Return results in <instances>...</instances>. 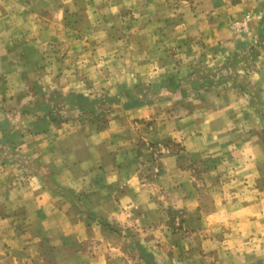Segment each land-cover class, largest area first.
Returning a JSON list of instances; mask_svg holds the SVG:
<instances>
[{"label":"crops","instance_id":"crops-1","mask_svg":"<svg viewBox=\"0 0 264 264\" xmlns=\"http://www.w3.org/2000/svg\"><path fill=\"white\" fill-rule=\"evenodd\" d=\"M174 11L0 0V264H264V0Z\"/></svg>","mask_w":264,"mask_h":264},{"label":"rangeland","instance_id":"rangeland-1","mask_svg":"<svg viewBox=\"0 0 264 264\" xmlns=\"http://www.w3.org/2000/svg\"><path fill=\"white\" fill-rule=\"evenodd\" d=\"M89 1H93V0H89ZM146 1L147 0H141V2H143V3H145ZM165 1L171 5L172 9H175L174 13H176V14H177L176 9L179 8V5L184 4V3L185 4L189 3V6L191 7L192 2H194V0H192V1L191 0H165ZM79 16H80V13H79ZM119 18L121 19V21L123 23V24H121V26H122L123 30H125V28L129 27V21L134 19V13L131 10L123 11ZM108 64H110V66L113 67V64H111V63H108ZM201 67L198 68V72L202 78L205 77L207 79L208 78H215L217 75L222 76V73L225 74L227 72L226 69H222V71L220 73H217L218 72L217 70H213L212 71L213 73H211L210 71L206 70L205 68H201ZM199 74H197V75L194 74L193 77H192V75H186V76H182V77H176V75L172 76L171 77L172 79L169 78V84H166V87H168L170 85V83H173L172 85H174L177 88L175 92H179L181 94V96H187L184 98L189 99V97H190L192 99V98H194L195 93H197V90H200V89L196 88V86L199 84V80H202V79H200ZM110 75H112V77H114V74H110ZM98 78H99L98 74H92V81L96 82L99 80ZM160 80H161L160 77L158 79L150 80L148 82H146V80L144 78L141 79L140 80L141 82L148 83V88L146 87V90L144 89L143 91L141 89L136 90L133 87L131 88V87H129L130 84L126 83L129 87L128 89L119 90V91L109 89V91H107L106 93H101V95H105L106 97H114V98L122 97L123 99L124 98L127 99L128 97H130L132 95L131 94L132 91H134V93L141 94L142 97H147V95H150L149 97H153V96H151V94H154V92L158 89L151 90V88L154 85H158V86H164L165 85V83L163 84L162 80L161 81ZM159 91H157V93ZM245 92H248V91L246 90V91H244V93ZM248 93H250V92H248ZM129 94H131V95H129ZM197 94H199V93H197ZM248 95L249 94H247V96ZM117 109H118L117 106H109L108 104L102 105L100 107L101 112H99L100 119L97 118L98 120H96L97 125L102 126L106 122L105 112H108V110H110L114 113V111L115 110L117 111ZM191 109H192V107L189 105H187L185 107H174V108L170 109L171 113H169V114H171V115L178 114V113H182V112H185V111H188ZM261 136H262V140L264 142V136L263 135H261ZM146 155L148 156L147 159L151 160L150 158H153L156 154L153 155L151 153H149V154L145 153V156ZM132 242H133L132 239L130 240L128 238V239L124 240L123 243H127V244L130 243V246H132L133 249L136 250L137 253H139V251L136 249V246L134 244H132ZM124 251H126V250H124ZM124 254L127 257L126 258L127 262L125 264H140V262L142 264V261H135L134 258L137 256V254L132 255L130 251L124 252Z\"/></svg>","mask_w":264,"mask_h":264},{"label":"trees","instance_id":"trees-1","mask_svg":"<svg viewBox=\"0 0 264 264\" xmlns=\"http://www.w3.org/2000/svg\"><path fill=\"white\" fill-rule=\"evenodd\" d=\"M74 99H75L76 103H78V104H79V103L81 102V100H82V98L79 97V96H75ZM88 108H90V107H88ZM88 108H87V109H88ZM88 110H89V109H88ZM140 257L143 258V260L145 261L146 264H156V263L153 261L152 256H151L150 254H146V253L140 251Z\"/></svg>","mask_w":264,"mask_h":264}]
</instances>
